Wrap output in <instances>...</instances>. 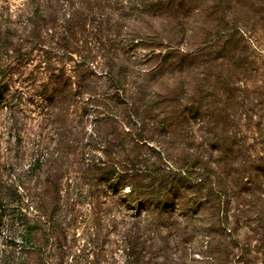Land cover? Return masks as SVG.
Returning <instances> with one entry per match:
<instances>
[{"label": "trees", "instance_id": "16d2710c", "mask_svg": "<svg viewBox=\"0 0 264 264\" xmlns=\"http://www.w3.org/2000/svg\"><path fill=\"white\" fill-rule=\"evenodd\" d=\"M259 34L264 0H0V108L18 146L34 116L44 151L26 172L44 176L37 217L22 194L11 200L24 252L3 258L44 253L73 171L134 210L125 264H140L143 232L168 264L171 222L182 238L191 213L205 229L201 264H264V158L242 131L264 122Z\"/></svg>", "mask_w": 264, "mask_h": 264}, {"label": "rangeland", "instance_id": "374dc122", "mask_svg": "<svg viewBox=\"0 0 264 264\" xmlns=\"http://www.w3.org/2000/svg\"><path fill=\"white\" fill-rule=\"evenodd\" d=\"M14 1L10 0V2ZM98 3L94 2L95 8L108 5V3ZM125 17L131 18L129 14ZM126 29L123 27L120 33L122 34ZM253 39L258 46V49L253 48V56L258 59L264 58V34L256 35ZM141 53L143 54L136 50L131 55L142 56ZM132 60L129 61L130 70H132ZM250 110L249 108L247 111L253 118ZM28 115L27 108L26 116ZM91 115L90 113L91 118L87 120V132L93 125ZM258 115L261 116L260 113ZM79 117L78 112L72 115L76 122ZM10 118L9 110L0 108V209L6 217L7 224L0 228V264H10L9 259L3 258L6 249L15 247L17 256H21L25 247L21 240L20 226L13 227L11 222L13 217L11 200L14 193L17 191L25 197L24 203L29 206L28 215L33 219L38 215L34 207L37 196L43 190L44 182L41 170H37L36 173H26L32 160L44 152L39 150V144L35 141V135L40 131L38 122H31L30 116L25 117L28 119L22 132L24 142L18 146L15 143V134L9 125ZM38 121L41 123V118ZM253 122H259V118H253ZM242 131L248 136L250 143H252L250 139L254 137L258 143L257 150L262 154L261 158H264V134L261 135L264 132V122L260 134H255L254 128L245 127ZM61 196L63 214L52 231L50 242L41 256L28 255V263L125 264L123 233L132 224L131 216L134 210L124 203L121 195L111 196L103 189L91 191L85 182L79 181V176L71 171L63 180ZM174 215L179 216L178 211ZM190 215L191 222L182 238L177 234L178 222L176 220L171 222L174 228L170 237L168 264H201V257L205 255L206 241L203 234L205 229L202 228L200 224L202 220L200 221L198 216L193 213ZM143 233L142 240L146 244L139 263L162 264V260L158 257L159 253L153 247V236ZM244 233V230L240 231L239 236L243 237Z\"/></svg>", "mask_w": 264, "mask_h": 264}]
</instances>
